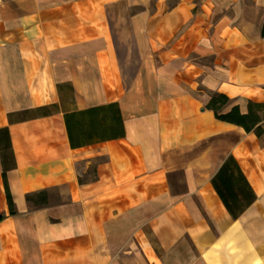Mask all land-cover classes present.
<instances>
[{
  "label": "crops",
  "instance_id": "obj_1",
  "mask_svg": "<svg viewBox=\"0 0 264 264\" xmlns=\"http://www.w3.org/2000/svg\"><path fill=\"white\" fill-rule=\"evenodd\" d=\"M201 89L264 103V0H0V264H264V142Z\"/></svg>",
  "mask_w": 264,
  "mask_h": 264
},
{
  "label": "trees",
  "instance_id": "obj_2",
  "mask_svg": "<svg viewBox=\"0 0 264 264\" xmlns=\"http://www.w3.org/2000/svg\"><path fill=\"white\" fill-rule=\"evenodd\" d=\"M208 91L210 94L205 107L213 112L217 120L238 125L246 132L253 131L258 138L261 137L260 125L264 121V114H260V111L264 110V103L250 100L247 103L246 111L241 112L239 105H233L232 100L224 93ZM211 183L225 210L233 219H237L240 213L255 200L251 186L248 184L235 159L231 156L224 160L212 177ZM5 195H7L8 207L11 210L12 200L6 181ZM27 199L32 200V196L28 195Z\"/></svg>",
  "mask_w": 264,
  "mask_h": 264
},
{
  "label": "rangeland",
  "instance_id": "obj_3",
  "mask_svg": "<svg viewBox=\"0 0 264 264\" xmlns=\"http://www.w3.org/2000/svg\"><path fill=\"white\" fill-rule=\"evenodd\" d=\"M203 97H208L209 96V91L206 89H201L199 92ZM260 114H264V110L260 111ZM261 127V141L264 142V124L260 125Z\"/></svg>",
  "mask_w": 264,
  "mask_h": 264
}]
</instances>
